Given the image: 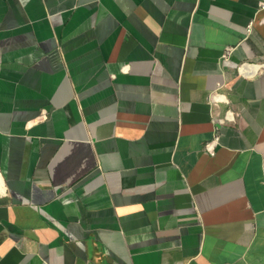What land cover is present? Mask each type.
<instances>
[{
    "label": "crops",
    "instance_id": "1",
    "mask_svg": "<svg viewBox=\"0 0 264 264\" xmlns=\"http://www.w3.org/2000/svg\"><path fill=\"white\" fill-rule=\"evenodd\" d=\"M260 1L0 0V264H264Z\"/></svg>",
    "mask_w": 264,
    "mask_h": 264
},
{
    "label": "built area",
    "instance_id": "2",
    "mask_svg": "<svg viewBox=\"0 0 264 264\" xmlns=\"http://www.w3.org/2000/svg\"><path fill=\"white\" fill-rule=\"evenodd\" d=\"M259 5H260V7H264V0H261ZM248 27L250 28L251 26L249 25ZM227 54L228 53L225 51L222 54L221 58L222 59L227 58ZM263 68H264V60L261 62H258V63H253V62L247 61V70L240 72V73L242 75H245V76H250L253 73H255L258 69L261 70ZM211 99L217 100V101L221 100V93H219L217 91L212 92ZM214 119L217 120L218 122H221V123H224L227 121H234L235 120V112H233L230 109H226L223 115L218 116ZM217 141H218V135L215 134L211 140H209L208 142L205 143L204 148L206 149V151H208L210 154H213L215 152V145H216ZM1 192H3V190H2V186L0 184V195H1Z\"/></svg>",
    "mask_w": 264,
    "mask_h": 264
},
{
    "label": "bare ground",
    "instance_id": "3",
    "mask_svg": "<svg viewBox=\"0 0 264 264\" xmlns=\"http://www.w3.org/2000/svg\"><path fill=\"white\" fill-rule=\"evenodd\" d=\"M247 70V61L242 62L241 66L239 67V72H243Z\"/></svg>",
    "mask_w": 264,
    "mask_h": 264
},
{
    "label": "rangeland",
    "instance_id": "4",
    "mask_svg": "<svg viewBox=\"0 0 264 264\" xmlns=\"http://www.w3.org/2000/svg\"><path fill=\"white\" fill-rule=\"evenodd\" d=\"M239 71V70H238Z\"/></svg>",
    "mask_w": 264,
    "mask_h": 264
}]
</instances>
